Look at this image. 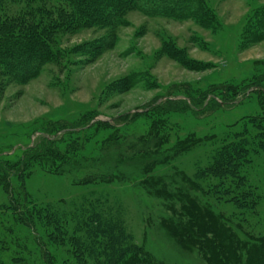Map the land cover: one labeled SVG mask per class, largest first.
Masks as SVG:
<instances>
[{"label":"rangeland","instance_id":"obj_1","mask_svg":"<svg viewBox=\"0 0 264 264\" xmlns=\"http://www.w3.org/2000/svg\"><path fill=\"white\" fill-rule=\"evenodd\" d=\"M188 1L208 10L204 21L186 6L179 11L188 13L179 17L130 9L115 27L59 32L53 46L60 55L28 81L10 79L0 67V162L5 161L0 164V249L6 264H79L74 241L55 231L49 216L58 218L68 234L82 237L85 232L76 228L81 209L92 206L104 219H120L133 244H146L178 264H202L161 228L159 216L169 211L161 198L148 194L145 175L84 183L56 156L60 151L76 162L94 160L110 173L119 167L130 171L145 156L128 142L144 139L143 146L149 138L159 142L161 152L183 142L191 146L153 164L154 173L167 179L176 171L185 173L202 185L206 193L197 191L202 197L250 232L264 235V94L251 91L243 98L238 91L236 104L200 112L174 100L216 93L224 85L231 88L232 98L236 89L255 79L264 84V30L258 29L264 0ZM63 10L68 5L59 0H12L0 14L15 24H45ZM156 101L160 103L153 111ZM93 116L110 124L68 132L52 147L55 154L31 151L21 177L3 170L21 162L25 147L40 132L72 129ZM235 136L247 137L251 145L241 164L244 186L237 190L240 183L233 178L197 175ZM117 148L123 153L114 156ZM209 180L219 184L217 191ZM238 192H251L255 203L241 208L232 200ZM22 200L31 210L33 227L13 206ZM85 260L95 262L89 252Z\"/></svg>","mask_w":264,"mask_h":264},{"label":"trees","instance_id":"obj_2","mask_svg":"<svg viewBox=\"0 0 264 264\" xmlns=\"http://www.w3.org/2000/svg\"><path fill=\"white\" fill-rule=\"evenodd\" d=\"M8 1L12 0H0V11L3 4ZM59 1L67 4L68 10H63L58 19H51L45 24L42 22L15 24L8 19H3L0 14V67L9 78L11 77L10 79H15L18 82L28 81L40 73L41 65L56 60L60 54L53 46L55 37L59 32L69 28L115 27L122 24L124 13L130 9H141L148 15L173 13L175 17L182 16L189 11L202 21L206 19L205 15H208V10L201 4L198 2L188 4V0ZM185 6L188 8L186 12L179 11L180 7L185 8ZM169 7L172 8L169 9ZM258 25L259 31L264 30V7L261 9ZM252 34L259 37L255 32ZM106 44H110V42L106 41ZM20 65L24 67V70L19 67ZM230 90L229 86L224 85V87H219L216 93L205 92L206 94H201L198 97L180 96L174 100L183 102L195 112L216 110L228 106V104H236L239 99L237 96L248 97L254 91L264 94V84L260 79H255L249 85L236 89V94H233L232 98H228L231 94ZM238 91L240 95H237ZM159 103L156 101L152 104L153 111ZM104 124L108 125L110 121H102L93 116L85 124L72 129L60 127L53 132L44 130L35 139L30 140L29 145L25 147V157L21 159L20 163H17L15 168H2L9 174L21 177L27 168L28 154L31 151H37L36 155L55 154L56 150H52V147L68 132H81L93 125ZM164 139L166 138L164 137ZM142 142L140 140L128 142L131 150H140L145 156L143 163H138V167L130 171H121L123 169L119 167L110 173L106 167L98 166L94 160L88 161L82 158L76 162L75 158L66 156L60 151H57L56 156L59 157L60 163H64L65 166L70 165L76 181L84 183L102 182L104 179L112 177L130 181L137 174L145 175L143 184L146 191L149 195L161 198L162 204L169 211L168 214L159 216L161 228L179 248L187 250L193 254V257L197 255L202 264H264V235L250 232L242 222L234 220L224 210L218 208L215 202H212L208 197H202L197 193V191L204 192L202 185L197 180L189 178L185 173L176 171L175 176L168 179L154 173L153 164L164 163L165 159L186 151L191 146L183 142L175 149L161 152L158 151V141L149 138L143 143V146ZM250 146L249 139L243 136H235L233 140L224 142L223 146L217 149L214 162L197 175L207 176L205 179L213 180L214 178L220 180L227 177L233 178L236 182L239 181L240 185L236 189L240 190L244 186L242 182L245 180L241 164L242 160L247 158ZM152 149L155 152L151 153ZM119 153L122 154L123 151L117 148L114 156ZM33 155L35 156V153ZM4 162L2 160L0 164H4ZM208 173L209 175H207ZM213 180L208 181L209 187L211 190L217 191L219 184ZM228 191L225 190V192ZM237 195H234L232 200L241 208L255 203L251 192H238ZM13 203L15 210L19 211L17 212L19 218L26 220L33 227L35 224L31 210L25 209L27 202L22 200L20 204L19 202ZM18 204L22 205L21 209ZM81 210L83 213L76 228L81 227L80 230L85 232L83 238L68 234L62 222L58 218L49 216L51 213L48 214L53 221L55 231L61 232L63 236L66 234L67 239L74 241L75 256L79 260V264H90L85 260V254L88 252L95 259L92 264H178L166 255L153 252L146 244H133L131 234L124 229L120 219H104L101 212L94 206ZM117 230L118 234H116ZM1 251L3 249H0V264H6ZM193 257L192 259H194Z\"/></svg>","mask_w":264,"mask_h":264}]
</instances>
